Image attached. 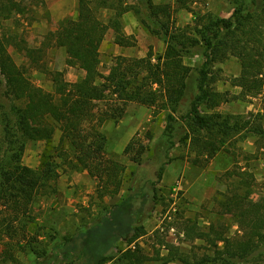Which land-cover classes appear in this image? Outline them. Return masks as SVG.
Returning <instances> with one entry per match:
<instances>
[{
  "label": "trees",
  "instance_id": "trees-1",
  "mask_svg": "<svg viewBox=\"0 0 264 264\" xmlns=\"http://www.w3.org/2000/svg\"><path fill=\"white\" fill-rule=\"evenodd\" d=\"M9 2L11 11L19 8L15 2ZM205 2L174 0V5L191 10L192 6ZM239 2V8L227 19L194 12L196 29L188 34L186 29L172 26L174 5H157L148 0L154 24L161 25L166 43L164 54L156 62L152 52L140 59L117 57L109 75L105 76L100 67L101 46L107 34L114 33L117 46H135L134 37L126 34L124 26V16L131 8L127 0H78V16L61 21L48 37L56 47L66 50L67 66L83 71L84 77L69 83L62 73H54V93L37 87L7 48L0 46V73L6 93L19 103L13 109V119L5 115L4 158L8 167L2 165L0 169V241L3 244L0 264H21L17 258L19 252L33 254L37 264H150V257L138 241L148 234L145 227L148 213L159 205L156 184L139 192L129 189L121 203L103 207L92 224L59 238V244L51 248L42 246L39 238L54 240L57 229L39 225L33 204L45 189L57 193L55 184L63 164L76 172H88L97 181L98 189L122 183L127 168L118 161L117 155L109 152V139L100 131L115 116L96 111L98 104L105 102L109 95L116 96L121 103L136 102L146 107H154L163 99L173 113L168 115L165 129V137L173 147L177 119L174 114L185 96L192 71L184 57L191 49L202 48L205 62L200 71L199 94L184 117L187 140L210 161L232 140L234 132L248 130L252 125L251 131L259 140L258 149L264 151V113L260 115L261 123L254 126L255 121L250 123L216 112L229 99L226 93H219L210 85L209 68L236 57L242 69L241 76L233 81V86L241 89L236 98L246 100L264 94V0L260 1L258 11L247 8V0ZM143 24L149 32H157L146 21ZM25 52L33 68L44 69L39 55L42 50L27 47ZM58 130L60 146L54 148ZM33 141L47 144L36 170L22 162L28 143ZM131 147V144L127 146L124 154H129ZM133 161L139 162V157ZM163 172L164 168L158 173V180L162 179ZM227 176L232 181L218 204L221 215L235 220L239 228L237 236H229L220 223L204 230L188 219L183 229L186 239L203 241L208 253H186L160 239L161 248L156 254L160 264H249L264 258V196L258 201L252 199L255 180L249 171L229 172ZM162 249L167 250L166 256L162 257Z\"/></svg>",
  "mask_w": 264,
  "mask_h": 264
},
{
  "label": "rangeland",
  "instance_id": "rangeland-1",
  "mask_svg": "<svg viewBox=\"0 0 264 264\" xmlns=\"http://www.w3.org/2000/svg\"><path fill=\"white\" fill-rule=\"evenodd\" d=\"M9 1L18 4L19 8L11 11L8 8ZM152 1L157 5H174V0ZM260 1L247 0V8L258 11ZM127 4L131 11L124 16L125 32L128 36H133L136 43L130 48L120 47L114 42V33L110 31L107 34L101 46L100 71L105 76L109 75L117 57L140 59L152 52L156 62L166 49L161 25L154 24V19L150 16L148 0H127ZM239 5V0H206L205 3L192 6L191 10L178 9L174 5L172 26L186 29L189 34L196 29L194 12L199 15L210 13L227 19ZM77 16L78 0H0V46L7 48L16 64L26 71L37 87L54 93V73H62L64 80L69 83H76L84 77L83 71L67 66L66 50L56 47L48 37L49 33L57 30L61 21ZM143 21L157 32H149ZM27 47L43 51L39 54L42 56L43 70L30 65L25 52ZM203 53L202 48H195L184 57L192 71L187 80L185 96L174 114L177 119L174 123L173 147L165 137L167 117L173 113L163 99L154 107H146L136 102L121 103L116 96L109 95L105 102L98 104L97 112H108L115 116L106 121L100 131L109 139V152L117 155L118 161L126 166L127 171L121 184L106 185L107 188L103 190L98 189L97 181L88 172H76L68 164L60 166V178L55 184L57 193L53 194L51 189H45L38 195V202L33 204L39 225H45L47 229L52 225L57 229L54 240L50 237L39 238L42 246L51 248L59 244V238L92 224L103 207L121 203L129 189L134 188L139 192L144 187L151 189L153 184H156L159 205L148 213L145 227L149 234L139 241L150 257V264L161 263L156 260L160 239L179 245L186 253H208V248L202 241L191 242L192 245L186 243L182 232L188 219L204 230L212 224L220 223L226 227L229 236H237L239 228L235 220L231 216L220 214L218 199L226 193L232 181L227 174L238 171L253 174L254 201L264 196V151L258 149L259 140L251 131L252 125L248 130L234 132L232 140L210 161L200 154L191 140H187L188 128L184 117L191 111L199 94L200 71L205 62ZM209 69L210 85L215 91L226 93L229 99L216 112L250 123L255 121L254 126L259 125L260 115L264 113V94L246 100L236 98L241 89L233 86V81L241 76L240 61L236 57H230ZM18 105L6 93L0 73V169L2 165L8 167L4 158L7 146L4 140L5 115L8 114L13 119V109ZM262 125L264 126V121ZM60 138L61 132L58 130L53 141L54 148L60 146ZM119 144H125L122 152H118ZM130 144L132 147L129 154H124ZM46 149L45 142H29L22 159L23 164L34 170L38 169ZM134 157H139V162L133 161ZM56 161L60 163V160ZM162 168L163 177L158 180V173ZM157 231H160L158 236L155 235ZM40 235L45 234L40 232ZM1 243L0 241V248L3 247ZM17 258L21 264H37L36 257L28 252H19ZM249 264H264V258Z\"/></svg>",
  "mask_w": 264,
  "mask_h": 264
},
{
  "label": "crops",
  "instance_id": "crops-1",
  "mask_svg": "<svg viewBox=\"0 0 264 264\" xmlns=\"http://www.w3.org/2000/svg\"><path fill=\"white\" fill-rule=\"evenodd\" d=\"M124 148H125V144H119L118 145V152H122L123 150H124ZM183 233V232H182ZM149 234V233H148ZM148 234L146 235V236H148ZM183 235L185 236V234L183 233ZM145 237V236H144ZM143 237V238H144ZM142 239V238H141ZM141 239H139V241L141 240ZM139 241H138V243H139ZM167 241V240H166ZM185 241H186V243H188V244H190V245H192V243L190 242V241H188L187 239H186V237H185ZM196 241H201V240H196ZM195 241V242H196ZM167 242H169L170 243V241H167ZM203 242V241H202ZM204 243V242H203ZM171 244H173V243H171ZM173 245H175V244H173ZM176 246V245H175ZM127 246L126 245H124V248H126ZM177 247H179V245H177ZM132 248H134V246H132ZM159 248H161L160 247V245H159ZM183 250V249H182ZM165 251H166V253H165ZM184 251V250H183ZM147 254V253H146ZM165 254L167 255V250H164V249H162L161 250V255H162V257L163 256H165ZM169 264H181V263H179V262H173V263H169Z\"/></svg>",
  "mask_w": 264,
  "mask_h": 264
}]
</instances>
